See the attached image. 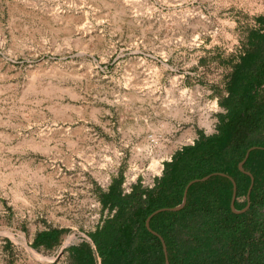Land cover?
I'll list each match as a JSON object with an SVG mask.
<instances>
[{
	"label": "rangeland",
	"instance_id": "374dc122",
	"mask_svg": "<svg viewBox=\"0 0 264 264\" xmlns=\"http://www.w3.org/2000/svg\"><path fill=\"white\" fill-rule=\"evenodd\" d=\"M262 12L264 0H0V264H66L118 171L122 192L150 187L196 130L213 132L216 58ZM47 227L67 232L31 248Z\"/></svg>",
	"mask_w": 264,
	"mask_h": 264
},
{
	"label": "trees",
	"instance_id": "16d2710c",
	"mask_svg": "<svg viewBox=\"0 0 264 264\" xmlns=\"http://www.w3.org/2000/svg\"><path fill=\"white\" fill-rule=\"evenodd\" d=\"M241 29L233 54L216 58L227 69L222 76L223 94L215 130L195 131L191 144L175 149L162 163L151 187L139 180L129 193L121 191L122 172L113 176L98 201L105 215L75 244L64 248L66 264H264V12L252 16ZM247 154L242 168L252 176L248 208L233 213L229 207L235 183L234 209L246 203L250 178L237 163ZM208 175L205 180H199ZM179 210L152 211L180 203ZM63 227L34 232L29 246L38 250L58 246Z\"/></svg>",
	"mask_w": 264,
	"mask_h": 264
},
{
	"label": "water",
	"instance_id": "95a60500",
	"mask_svg": "<svg viewBox=\"0 0 264 264\" xmlns=\"http://www.w3.org/2000/svg\"><path fill=\"white\" fill-rule=\"evenodd\" d=\"M252 148H253V147L248 148V149L245 151V153H244V155H243V158L237 163V168H238V170H239L240 172H243V173L247 174V175L249 176V178H250L249 185H248V187H247L246 195H245L246 203H245V205H244L241 209H238V210L234 209V207H233V200H234V194H235V183H234V181L230 178V181H231V184H232V191H231V196H230V200H229V207H230V210H231L233 213H236V214H237V213L244 212V211L248 208V205H249V202H248V192H249L250 187H251V184H252V176L250 175L249 172L243 170V168H242V164H243L245 158L247 157L248 152H249ZM207 177H208V175L203 176V177L200 178L199 180H201V181H202V180H205ZM194 181H195V179H194V180H190V181L187 182V184L185 185V187H184V189H183V192H182V198H181V201H180L179 204H177V205H175V206H173V207H169V208H160V209H156V210L152 211L150 214H148V215L146 216V218H145V220H144V225H145V227L147 228V230H149V228H148V222H149V219H150L151 216L154 215L155 213L159 212L160 210H165V209L172 210V211H176V210H179V209H181V208L183 207V205H184V203H185V193H186V189H187V187H188L192 182H194ZM158 238H159V240H160V242H161L162 249H163V252H164V264H168L167 259H166V257H165V247H164L163 241H162L161 237L158 236Z\"/></svg>",
	"mask_w": 264,
	"mask_h": 264
},
{
	"label": "bare ground",
	"instance_id": "6f19581e",
	"mask_svg": "<svg viewBox=\"0 0 264 264\" xmlns=\"http://www.w3.org/2000/svg\"><path fill=\"white\" fill-rule=\"evenodd\" d=\"M158 168V167H157ZM130 180V179H129ZM128 188H127V190H126V192L124 193V192H122L123 194H127V193H129L130 192V190H131V188H132V184L130 183V182H128ZM152 186V185H151ZM150 186V187H151Z\"/></svg>",
	"mask_w": 264,
	"mask_h": 264
},
{
	"label": "crops",
	"instance_id": "0c3cea01",
	"mask_svg": "<svg viewBox=\"0 0 264 264\" xmlns=\"http://www.w3.org/2000/svg\"><path fill=\"white\" fill-rule=\"evenodd\" d=\"M193 139H194V138H192V140H191L189 143H187V144H191V143H192V141H193ZM169 159H170V158H169ZM169 159H168V160H169Z\"/></svg>",
	"mask_w": 264,
	"mask_h": 264
}]
</instances>
